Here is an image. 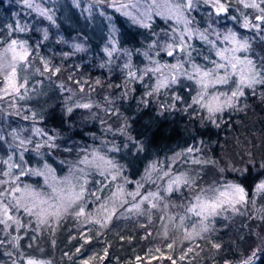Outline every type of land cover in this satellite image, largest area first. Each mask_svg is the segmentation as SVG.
Wrapping results in <instances>:
<instances>
[{
  "label": "trees",
  "instance_id": "16d2710c",
  "mask_svg": "<svg viewBox=\"0 0 264 264\" xmlns=\"http://www.w3.org/2000/svg\"><path fill=\"white\" fill-rule=\"evenodd\" d=\"M49 1L0 0V51L23 36L31 45L45 36L49 44L58 32L78 35L86 49L80 56L70 50L74 61L58 50L47 68L32 58L20 70L27 92L0 111V191L38 187L44 168L64 176L79 169V158L94 148L110 150L116 178L108 192L103 180L95 199L84 198L82 215L58 223L39 224L22 207L14 211L22 226L0 224V264H26L28 258L50 264H160L163 258L181 264H233L240 260L239 252L245 261L254 225L264 229V191H256L264 180V83L243 87L231 107L211 116L194 102L200 92L197 77L180 76L155 89L152 83L154 70L161 66L193 64L208 71L226 64L216 53L236 47L225 39L230 33L248 43L247 51L235 55L252 60L264 76V22L256 20L261 13L240 0H221L228 8L222 13L204 0H191V7H183L187 0H174L182 5L193 38L183 40L186 46L177 42L169 55L168 38L184 28L159 15L148 23L134 22L119 9L129 0H81L80 8L71 0ZM87 3L112 22L117 49L110 57L100 48L105 25L98 17L94 28L89 27L88 20H93ZM51 4L56 9L52 21L37 10ZM245 17L259 28L243 27ZM121 57L130 63L122 65ZM238 79L232 75L227 84L210 91L230 96ZM84 104L91 107H79ZM147 174L153 181L142 192L156 195L148 200L131 195ZM182 174L183 183L168 190L172 177ZM230 183L245 188L246 201L235 210L219 209L206 230L193 237L196 217L189 208L195 198L212 197ZM120 187L122 200L112 199ZM115 207L109 219L96 223L106 209Z\"/></svg>",
  "mask_w": 264,
  "mask_h": 264
},
{
  "label": "rangeland",
  "instance_id": "374dc122",
  "mask_svg": "<svg viewBox=\"0 0 264 264\" xmlns=\"http://www.w3.org/2000/svg\"><path fill=\"white\" fill-rule=\"evenodd\" d=\"M47 1L50 3L49 0H47ZM54 1L58 2V0H54ZM31 2L34 4L35 2H38V0H31ZM71 2L73 5H75L79 8L82 6L81 0H71ZM98 4H99V2H98ZM110 4L111 5L113 4L112 1H110ZM176 4L177 3L174 0H155V2H153V0H147V1H143V2L142 1L129 0L125 4V5H128V7H126V8L119 7V9L121 10V12L123 14H125L126 12H130L131 16H129V15H127V16H129L130 18L136 17L138 20L143 21V23H148L154 17V15H159V16L165 17L166 19H171V20L175 21L177 24H180L181 27L184 28L183 31H180L178 29L174 30V32L178 33V36H174L172 34V36L168 38V42H166L167 45H166L165 50L170 51L172 48H175L177 46V42H179L180 47H182V45H185V46L187 45V44L183 43V40L189 41L190 38H193V28L190 26L187 17L182 12V9L180 8L179 12L169 11V8L173 7ZM132 5H135V7H132ZM38 6H39L38 9L48 10L47 14L52 17L51 21L54 20L55 15H54L53 11H55L56 9L53 6V4H51L50 9H46L41 5H38ZM85 7L89 11H91L88 14V18H91L93 20V21H91L90 19L88 20L89 21V23H88L89 27L94 28L93 24H94V22L97 23L98 17H99V21L105 25L104 28H106V39H105L104 43L100 45V48L103 51V54H102L103 56L106 55V56L110 57L112 55V53H114L117 49L116 38H115V34H113L114 31L112 30L113 25H112L111 20L109 17L105 16V14H102L101 10H99V11L92 10L95 8L93 3H87V6H85ZM106 23H108V26L106 25ZM45 35L47 38L46 32H45ZM77 36L78 35H76L74 37H67L63 33L58 32L56 35V39L52 40L49 44L46 42L45 36H43L41 38H39V37L36 38V41L33 45L30 44V40L27 39L25 36L21 37L20 39H18L16 41L26 42L28 49L31 53L28 60L34 58V59L38 60V62L44 66H46V65L51 66L52 65L51 59L54 57V55L58 54V50H59V53L61 51H64L65 52L64 57L69 58V59H72V56H73L72 53L69 52L70 50H72L73 53H75V54H79L78 56H80L79 51L81 49H86V44L84 41L80 40V38ZM44 43H46V44H44ZM169 46H171V48H169ZM4 49H2L0 52H3ZM42 49H46V51H42ZM181 51H183V50H181ZM189 51H190V49H187V54L189 53ZM109 52H111V55H109ZM220 52L223 53L225 60L231 59L233 56L232 49H227V48L226 49H217L216 55L219 58H222L220 55H218V53H220ZM89 58L90 57H87V59H89ZM128 63H130L129 60H125V58L121 57V64L122 65L126 66ZM179 64L180 63H174V66H177V67H172V66L169 67L170 65L161 66L159 68V71H155L156 73H155V76L153 78V83H152V85L154 87L153 89L159 88V87H166L168 85H171V83H174L180 76L181 77L187 76V79H189V76L197 77V73L193 70V64L191 66L187 65L186 68L180 66ZM54 65H55V67L59 68V64L55 63ZM26 68L22 66L20 69H18L19 78L21 80H23V78H22L23 75H21V71L25 70ZM173 77H175L174 81H173ZM197 78H196V80H197ZM191 80H193V78ZM83 82H85V80L80 81V86H83ZM94 86H95L94 84H91V87H94ZM2 87H3V83H2V79H0V111H2V112H4V110H5L6 102H8V103L18 102L19 99L23 96V94L25 92H27V88L25 87V88H21L19 93L5 94L2 91ZM211 88L212 87L209 88L210 93H217L218 94V92H216V91H210ZM151 90H152V88H151ZM198 90H201L200 85L198 87ZM110 154H111L110 150H109V152H103L101 149H98V148L87 150L86 153L84 155H82V157L79 158V165L77 166V167L80 166L79 169L75 168L74 171L69 172L68 174H66L64 176L57 175L54 171L50 170L49 168H44V170H42L43 177H44L42 180V184L36 188L29 187L27 189L30 190L32 193H38L40 199L47 200L49 203H55L56 202L55 198L57 196V192L60 191L61 189L66 190L69 187V182L71 183V185L75 186L77 191L80 190L81 185L83 186V195H82L81 199L75 201V203H73L67 209L66 212H62V214L60 215L59 218H50L48 223H58L60 220H65L68 216H71V215L77 216L76 213L80 211L81 207L83 208V212H84L85 211V209H84L85 204L82 203L84 198L87 199L86 200L87 202L90 199H95V197L98 195L97 191L100 189V185H101L103 180H105V184L103 187L107 189L106 191L108 192L111 189V186L115 180V179H113V177L116 178L115 173L113 171V167L102 166L100 168H97L96 167V161L94 159L95 156L102 155L105 157V159L111 160L112 162H114L112 160V157L110 156ZM85 160H87L88 162H84ZM113 165H114V163H113ZM81 170L84 171V173L82 175H81ZM177 176L182 177L180 184H182L183 181L186 179L185 174L177 175ZM175 177L176 176L172 177V179ZM142 179H143L142 185L138 184V186L136 188V192L138 194L134 195L135 197L138 196L140 199H143L144 196L148 195V194H146V195L143 194L142 187H144V185H146L149 181L150 182L153 181L152 177L148 174L146 176H144V178H142ZM173 186H175V185H173ZM223 188L221 190H223ZM54 189L56 191H54ZM119 189H120V192L115 196L112 195V199L122 200L123 194H124L123 188L120 187ZM114 193H117V191ZM201 198H210V197L206 196V197H201ZM23 203L27 204L29 207L32 206L31 196L27 192L25 193ZM80 204H81V206L79 207ZM237 205H239V204H237ZM237 205H235V207ZM225 207H228V206H225ZM115 209H116V207L106 209L105 212L103 213V217L112 216ZM112 210H113V212H112ZM218 210H217L216 214L208 216V218L206 220L203 219V217H201V216H197L193 212V214L195 215L196 218H195V222L193 224V228L190 231V234L193 235V237H194V235H196L195 234L196 232L203 231L205 229V225L209 224V222L214 220L215 217L218 215ZM254 234H255V236H254L253 240L251 241V243L247 249L249 252L245 256L244 259L248 260L249 257H252L251 264H263L262 259L264 258L263 257L264 256V229H261L260 227L257 226V224H255L254 225ZM254 252H255V256H253ZM238 257L240 260L238 262L233 263V264H243V261H241L243 258V252H239ZM163 261H164V263H160V264H181V263H178L177 260H173L171 258H163ZM230 264H232V263H230Z\"/></svg>",
  "mask_w": 264,
  "mask_h": 264
},
{
  "label": "snow or ice",
  "instance_id": "6c2138e0",
  "mask_svg": "<svg viewBox=\"0 0 264 264\" xmlns=\"http://www.w3.org/2000/svg\"><path fill=\"white\" fill-rule=\"evenodd\" d=\"M27 3V0H25ZM155 2V0H153ZM205 3H210L212 7L215 9L216 13L227 12L228 8L221 0H204ZM240 3L245 8H254L257 9L261 14L256 17L257 21L264 22V7H261V4H264V0H260V3H257L256 0H250V2H246V0H240ZM29 7H33L32 4H28ZM122 8L128 7V5H120ZM135 7V5H132ZM181 4H176L173 7L169 8V11L179 12ZM183 7H191V0H187V3L183 5ZM41 15L47 16L49 20L52 19L50 15L47 14V10L45 9H37ZM125 15L131 16L130 12H126ZM133 21L136 23H143V21L138 20L136 17H132ZM178 18V17H177ZM235 19V17H233ZM143 26L147 27V24H143ZM243 27H253L259 28V24H252L251 21L245 17ZM23 31V29H20ZM226 40H231L233 44L236 45L235 48L232 49L233 56L231 59L227 60L226 64H216L214 70L204 71L193 65V70L197 73V83L200 85V92L198 97L194 101L195 103L201 104L208 113L211 115L223 111L225 107H231L233 100L243 95V87H252L256 83H264V76L261 75L259 71H257L252 60L248 58L241 59L235 56L237 51H247L248 43L246 40H239L235 33H230L225 37ZM171 48V46H169ZM183 50V48H181ZM30 51L26 42L24 41H16L12 40L7 47L0 52V79H2L3 87L2 91L5 94L19 93L21 88H25L27 85V78H23L21 80L19 78L18 69L22 66L27 67L29 63ZM169 55H172V51L170 50ZM111 55V52H109ZM224 59V55L222 52L218 53ZM47 68V65L45 66ZM177 67V66H173ZM231 69L229 72L228 69ZM224 69V75L219 74V70ZM58 71V69H57ZM154 71H159V68ZM232 75H236L239 77L238 81H236V90L231 92V95H227L226 93H210L209 88L215 86L216 84H227ZM193 77L189 76V79ZM175 77H173V81ZM159 86V85H158ZM79 107L89 108L91 105L84 104L79 105ZM71 111V109H69ZM27 119V117H25ZM39 132V129H37ZM21 143H24L21 141ZM189 151H192L189 149ZM96 161V167L100 168L102 166H111L113 162L111 160L105 159L102 155H97L94 157ZM84 162H88L85 160ZM7 175V173H5ZM167 175V173H165ZM115 179V177H113ZM182 180V177L176 176L171 179L168 184V190L172 189L173 185H179ZM186 182V181H185ZM54 191H56L54 189ZM256 191H264V181L260 182L256 185ZM28 193L31 196L32 206L29 207L27 204L23 203L25 193ZM120 192V189H117V193H114L113 196L117 195ZM20 193V195H17ZM138 193H134L131 195H136ZM83 195V186H80V190L77 191L75 186L71 185L69 182V187L64 190L61 189L57 192L56 202L49 203L47 200H43L39 198L38 193H32L27 187L22 190L20 187L12 188L11 190L0 191V224L5 225V227H10L9 221L15 223L18 227L20 225V221L13 215L14 211H17L19 208H23L25 212L29 215H33L37 218V222L39 224L48 223L50 218H59L62 212H66L67 209L75 203V201L81 199ZM155 193H149L144 196V200H148L149 197H154ZM247 193L245 188L240 184L230 183L224 186L223 190L216 189L215 194L210 198H201V196H197L195 204H193L190 208V212H194L197 216L203 217V219H207L208 216L216 214L218 209L224 208L225 206L232 207L235 210V205L242 204L246 201ZM139 207V205H136ZM103 209L104 206L102 205ZM83 214V208L81 207L80 211L76 213L77 216ZM110 216L103 217L101 220H97L96 223H102L104 220L109 219ZM206 230V228L204 229ZM219 247V245H216ZM255 256V252L253 253ZM252 257H249L248 260L243 261V264H251ZM26 264H50V262L44 261L38 258H28L26 260Z\"/></svg>",
  "mask_w": 264,
  "mask_h": 264
}]
</instances>
